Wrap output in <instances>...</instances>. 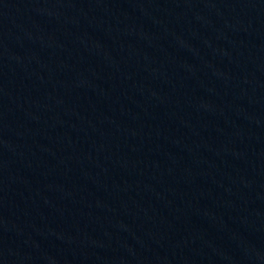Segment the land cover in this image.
<instances>
[{
	"label": "water",
	"instance_id": "95a60500",
	"mask_svg": "<svg viewBox=\"0 0 264 264\" xmlns=\"http://www.w3.org/2000/svg\"><path fill=\"white\" fill-rule=\"evenodd\" d=\"M186 0H0V121L130 46Z\"/></svg>",
	"mask_w": 264,
	"mask_h": 264
}]
</instances>
